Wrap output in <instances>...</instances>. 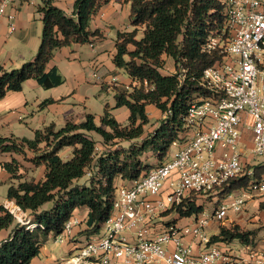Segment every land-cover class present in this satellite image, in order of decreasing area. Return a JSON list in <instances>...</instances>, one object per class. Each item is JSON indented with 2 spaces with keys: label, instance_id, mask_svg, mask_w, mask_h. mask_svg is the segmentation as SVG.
<instances>
[{
  "label": "trees",
  "instance_id": "obj_1",
  "mask_svg": "<svg viewBox=\"0 0 264 264\" xmlns=\"http://www.w3.org/2000/svg\"><path fill=\"white\" fill-rule=\"evenodd\" d=\"M53 1L42 0L38 7L42 32L34 58L15 69H0V98L7 91L20 90L27 79H34L44 89L61 84L63 76L58 70L47 69L54 51L104 37L99 28H91L90 20L110 0H74L71 15ZM124 1L129 4L128 18L133 29L116 31L112 60L133 83L129 89L113 87V107L128 109L127 123L118 122L111 114L112 107L105 103L99 124L87 113L78 123L68 121L60 128L50 124L35 130L31 139L0 137V152L14 153L34 165H44L43 178L34 181L23 179L22 165L15 157L0 162V167L17 181L8 185L6 198L25 213L27 221L20 223L0 204V230L7 231V236L0 239V264H30L48 235L61 233L65 222L82 207L87 212L79 233L85 236L98 233L112 211L118 180L123 182L120 185H126L166 160L171 143L184 130L183 118L190 102L201 92L199 80L203 70L221 58L216 50L208 53L203 48L224 25L222 0ZM164 56L173 60L172 73L161 72ZM51 102L52 99H45L40 106ZM147 105L155 106L163 114L148 131ZM91 132L100 139H95ZM125 142L135 143L127 149L119 147ZM66 147L71 152L63 159L59 152ZM146 150H150L155 163L143 162L141 157ZM263 172L264 163L254 167L255 176ZM83 177L85 181L79 182ZM246 184L244 178L233 179L226 191ZM189 199L163 214L174 211L189 216L200 212L202 206L194 203V195ZM258 206L264 210L263 201ZM247 235L237 226H221L217 234L210 236V242L245 241Z\"/></svg>",
  "mask_w": 264,
  "mask_h": 264
},
{
  "label": "built area",
  "instance_id": "obj_2",
  "mask_svg": "<svg viewBox=\"0 0 264 264\" xmlns=\"http://www.w3.org/2000/svg\"><path fill=\"white\" fill-rule=\"evenodd\" d=\"M11 1L0 0V16ZM222 4L224 25L203 48L221 58L203 70L201 92L187 108L173 153L119 185L98 233L73 246L61 264H264V254L247 245L246 252H233L228 243L210 242L211 223L217 234L231 214L264 200V172L255 176L252 164L264 158V0ZM243 178L246 186L226 191L233 179ZM188 198L202 210L163 214ZM6 208L27 223L24 214L16 215L18 206ZM77 224L71 217L55 241L69 242Z\"/></svg>",
  "mask_w": 264,
  "mask_h": 264
},
{
  "label": "crops",
  "instance_id": "obj_3",
  "mask_svg": "<svg viewBox=\"0 0 264 264\" xmlns=\"http://www.w3.org/2000/svg\"><path fill=\"white\" fill-rule=\"evenodd\" d=\"M74 0H54L53 4L61 9L65 14L71 15L73 11ZM42 0H12L4 9L0 16V69L11 70L20 67L24 62L31 61L38 49L41 40L42 20L38 7ZM129 4L119 0H110L101 6L99 11L92 16L90 20L91 28H99L104 33V37L94 39L92 43L72 44L57 48L51 60L47 63V69L55 67L63 76V82L57 86L44 89L38 85L34 79H27L23 82L18 91H7L0 98V137H26L33 138L34 131L42 129L47 125H54L55 128L62 127L66 122L78 123L84 120L85 115L90 113L85 109L76 106L78 103H84L88 99L86 87L92 82L99 84V90L93 85L92 94L99 92L111 91L114 95L113 87L120 89H129L133 80L128 76L124 69L118 68L113 63L115 53V39L110 35L109 29L114 31H130L133 26L129 23L128 18ZM11 25L13 28H11ZM142 31H138L140 37ZM165 64L161 70L162 73L168 74L174 71L173 60L164 56ZM118 70H122L120 73ZM94 81H91V80ZM84 87V92L80 94L79 88ZM104 86V88H102ZM45 99H52L53 102L44 106L40 103ZM108 103V102H107ZM112 107L111 114L120 123H126L128 118V109L125 106ZM105 104V103H104ZM103 104V107H104ZM102 107V110H103ZM146 111L149 117L148 125L158 122L163 114L153 105H147ZM103 112V111H102ZM92 114V113H90ZM102 114V113H101ZM98 114L94 121L99 124L100 116ZM29 118L31 125L25 123L24 129L20 134L16 132V121H24ZM95 139L100 137L91 132ZM101 149V146L98 150ZM171 150V149H170ZM71 148L66 147L60 150L59 155L65 159L70 156ZM170 152V151H169ZM30 154V153H29ZM31 155V154H30ZM29 155V156H30ZM15 157L21 163L20 173L23 179L37 181L44 176V165H34L30 161L22 160L21 156L0 152V162L10 160ZM86 177L79 179V182L85 181ZM0 179L8 185L17 181L10 178L9 173L0 167ZM118 180V185L122 184ZM8 187V186H7ZM0 204L6 206L15 205L6 197ZM22 211V210H21ZM87 209L82 207L74 211L73 217L78 220V224L73 228V239L69 242L59 243L55 241V236L48 235L45 242L39 249V254L33 257L30 264H57L58 260L53 253L52 247L47 246L48 238L52 236L55 243L68 248V254L71 248L79 245L85 235L79 233L84 225L82 220L86 216ZM21 214V212H20ZM22 214L23 213L22 211ZM7 236L6 230H0V239ZM70 248V249H69Z\"/></svg>",
  "mask_w": 264,
  "mask_h": 264
},
{
  "label": "rangeland",
  "instance_id": "obj_4",
  "mask_svg": "<svg viewBox=\"0 0 264 264\" xmlns=\"http://www.w3.org/2000/svg\"><path fill=\"white\" fill-rule=\"evenodd\" d=\"M120 2H122V0H119ZM123 2H125L123 0ZM115 29V28H114ZM114 29H109L110 31V35L112 36V38L116 37V31H114ZM84 46L88 47L87 44H85ZM120 73H123L122 70H118ZM91 81H94L93 79ZM93 85L96 86V90L100 85L95 83H91L89 84L86 88V92H88V99L84 102V103H78L76 104L77 107H79L80 109H85L87 111H89L92 114L96 115V118L98 114L102 113V107L104 103H109L110 105L113 104V97H112V93L111 91H107V92H99V95L96 96V93L92 94V89H93ZM104 88V86L102 87ZM78 92L80 94H82V92H84V87L82 86V88L78 89ZM28 124L30 126H32L31 124V120L29 118L24 119V121H16L15 123V129L17 130L16 132H18L20 134V132H22V130L24 129V125ZM127 123V122H126ZM126 123H121V124H126ZM152 125H146V131L151 130L152 129ZM135 143V142H132ZM130 142V144H132ZM129 143L125 142L124 144H119V147H123L124 149L129 148ZM174 149L172 148L170 150V152L173 153ZM142 160L143 162H150L152 161L153 163H155L154 156L151 154L150 150H146L145 152L142 153ZM264 161V158H256L254 160H252V164L253 165H258L260 163H262ZM7 186L8 184L0 179V201L2 202L4 200V198L6 197V191H7ZM264 200H258V201H253L250 202L247 207L245 209H243L241 212H237L234 214H231L228 217L227 220V227H234L237 226L238 229L241 232H248L247 238L245 241H240L239 239H233L232 241L228 242L227 244V248L231 249L233 252H240L242 250V252H246V250L244 249V246L247 245L249 246L251 249H254L256 251H259L261 253L264 254V210L259 209V202H261ZM213 210V206L212 205H208L206 207V211L208 213H211ZM20 213H16L17 216H21L22 215V211L20 210ZM163 216V215H162ZM16 219V217H15ZM166 219V218H165ZM17 220V219H16ZM210 227H212V229L210 230L209 234L213 235L214 233V224L211 223ZM216 227V226H215ZM47 246L52 247L53 253L55 254L56 258L58 260H63L65 258L68 257V248L65 246H62L59 243H55L53 241L52 236H50L48 238V242H47ZM70 249V248H69ZM60 261V262H61Z\"/></svg>",
  "mask_w": 264,
  "mask_h": 264
}]
</instances>
